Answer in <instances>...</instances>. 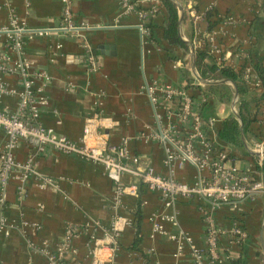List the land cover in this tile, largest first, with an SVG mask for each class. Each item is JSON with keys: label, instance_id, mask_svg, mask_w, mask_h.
<instances>
[{"label": "crops", "instance_id": "obj_1", "mask_svg": "<svg viewBox=\"0 0 264 264\" xmlns=\"http://www.w3.org/2000/svg\"><path fill=\"white\" fill-rule=\"evenodd\" d=\"M176 1L182 9H178V36L187 50L163 38L166 10L160 0L136 1L141 10L155 9L149 27L152 36L151 32L149 36L140 32L136 14H122L118 0H70L73 21L82 27L71 34L59 30L25 37L24 53L40 74L34 86L46 101L40 105L41 122L56 135L81 142L85 120L96 117L95 129L108 145H119L126 139L128 150L138 157L135 165L139 171L150 167L157 174H170L163 162V146L152 134L160 125L163 128L176 120L177 100L158 109V124L142 90L149 81L184 90L196 98L203 93L200 111L204 117L216 118L215 130L224 120L235 117L240 126V144L218 142L228 149L240 169L260 170L258 155L253 151L262 136L260 122H251L243 132L241 119L231 109L235 84L214 81L233 90L229 103L219 102L208 90L211 82L194 81L192 68L195 52L209 49L212 44L216 47L212 53L216 63L220 60L234 70L247 63L253 67V56L258 54L264 66V0ZM7 6L13 10L18 26H61L62 0H0V49L9 53L3 31L10 27L12 19ZM207 10H212L211 19L217 20L210 31L204 17ZM194 14L201 15L200 31L194 25ZM84 42L95 56L97 71L87 67ZM5 81L10 87L20 88L14 74L7 75ZM246 88L252 96L262 91ZM17 102L16 95L0 96V108L14 110ZM249 108L250 116H255L258 106L253 102ZM4 138L0 130V144ZM31 152V147L20 142L14 156L23 162ZM32 161L34 171L23 182L9 179L0 186V214L7 222L0 231V264H48L43 255L32 250L28 240L35 245L46 242L55 251L68 225L79 227L80 233L71 243L75 251L65 255L63 264H196L190 245L179 238L188 235L196 247L205 244L198 199L179 198L166 210L175 215L174 222H164V232L154 233L150 216L163 210L162 201L140 178L130 173L122 175V184H137L138 194L122 193L120 204L115 206L114 184L101 164L55 150L36 155ZM174 176L190 183L195 178V168L185 163ZM43 177H49L51 183L41 186ZM215 220L225 230L238 223L247 232L246 240L232 248L223 238L225 248L219 264H235V260L237 264H264V192L235 208L221 205ZM108 232L114 233L118 245L111 259L108 249L97 248ZM92 248L96 252L92 253Z\"/></svg>", "mask_w": 264, "mask_h": 264}, {"label": "built area", "instance_id": "obj_2", "mask_svg": "<svg viewBox=\"0 0 264 264\" xmlns=\"http://www.w3.org/2000/svg\"><path fill=\"white\" fill-rule=\"evenodd\" d=\"M62 2L61 26L50 28L27 29L18 26L13 10L7 6L12 19L10 27L3 31L6 33L5 46L12 55L0 49V96L16 95L18 102L14 110L0 108V130L5 137L0 144V186H5L9 179L23 182L34 171L33 157L47 150H55L101 164L107 177L114 184V205L118 206L122 193L127 191L133 195L138 194L137 184L127 186L122 184V175L130 173L140 178L141 183L150 191L158 193L162 201L163 210L154 212L150 216L154 233L164 232V222H174L175 215L167 213L166 210L170 209L179 198L198 199L197 208L204 224L205 244L196 247L188 235H183L179 239L190 245L191 256L196 264L221 263L223 260L221 250L225 248L223 238H227V247L232 248L246 240L247 232L238 223H234L228 230L221 228L215 220V212L221 205L235 208L243 201L253 199L264 192V171L240 169L231 160L228 149L222 147L216 137V118L204 117L200 111V106L204 102L201 97L203 93L196 98L184 90L173 89L167 85L159 86L149 81H145L142 90L145 91L158 124L161 120L158 109L166 102L177 100L174 111L176 120L168 122L163 128L160 125L158 131L152 134V138L163 146V162L170 170V174H157L150 167L139 171L135 165L138 157L130 153L126 139H122L119 145H108L103 135L95 129L96 117L85 120L81 142L58 136L46 128L40 118V105L45 104L46 101L40 94V89H35L34 86V81L40 74L33 69V63L24 53V38L48 35L59 30L70 34L77 31L81 25L73 21L70 0H62ZM118 3L122 14L137 15L140 32L149 36L147 22L155 13V9L141 10L133 0H118ZM200 16L194 14L193 20L198 31H200ZM211 39L214 40V37ZM82 47L88 69L97 71L98 65L90 46L84 42ZM208 50L210 53L216 52V47L212 44ZM217 64H221L220 60ZM235 70L240 72V78L247 87L253 90L262 89L261 81L251 64H244ZM9 74L16 75L20 80L19 89L7 85L5 78ZM197 76L199 74L194 72L193 79L199 84ZM236 107L237 104L232 105L233 113L238 112ZM257 111L262 136L255 142L253 151L258 155L257 166L261 168L264 157V99L260 101ZM20 142L26 143L32 149V154L23 162L16 160L14 156V150ZM185 163L195 168V178L190 183L179 181L174 176L175 171L181 169ZM40 183L41 186H45L51 183V179L40 178ZM6 224L5 217L0 214V231ZM34 226L38 228L37 225ZM98 227L97 225L96 228ZM79 233V227L68 225L55 251L51 250L46 242L35 245L28 240V243L32 250L46 258L48 264H63L65 255L75 251L71 243ZM171 237L175 238L173 235ZM91 238L96 241L93 235ZM97 248L108 249V258L111 259L118 248L114 233H106L104 241ZM91 252H96L95 248H92Z\"/></svg>", "mask_w": 264, "mask_h": 264}, {"label": "trees", "instance_id": "obj_3", "mask_svg": "<svg viewBox=\"0 0 264 264\" xmlns=\"http://www.w3.org/2000/svg\"><path fill=\"white\" fill-rule=\"evenodd\" d=\"M137 1V0H133ZM166 10V20L163 27V38L166 42L170 45H177L185 50L188 49V46L180 40L178 36V22H179V15H178V8L176 4L171 0H160ZM214 16L212 10H207L204 12V17L206 18V29L208 31L212 30L217 23V20L211 19ZM148 27L151 28L150 19L147 23ZM151 36L152 31L150 29ZM254 63L253 68L259 77L262 85V91L259 96H252L249 94L245 84H243L242 80L240 79V72L234 70L228 65L220 64L218 65L212 53L208 49L205 50H198L195 52V67L198 71L200 77L205 81H211L208 84V90L215 96V98L219 102L229 103L233 96V90L225 84L214 83V81L220 79H226L232 81L237 86L238 96L239 99L237 101L238 104V116L242 121V129L243 132L246 131L248 125L253 122L257 121L258 119V112L255 111V116H250L249 114V106L253 102L256 104V107L259 106V103L262 99H264V66H263V59L258 55L254 54ZM239 122L235 117H231L230 119H226L221 122V126L216 130V137L219 140H222L226 143L230 144H240V129H239ZM261 171H264V157L262 160V166L260 168ZM139 213V210L137 211ZM235 264L238 261H234Z\"/></svg>", "mask_w": 264, "mask_h": 264}, {"label": "water", "instance_id": "obj_4", "mask_svg": "<svg viewBox=\"0 0 264 264\" xmlns=\"http://www.w3.org/2000/svg\"><path fill=\"white\" fill-rule=\"evenodd\" d=\"M171 1H173L174 3H176V5H177L179 11L182 12V9H181L180 5L177 3V1H176V0H171ZM180 23H181V20L179 21V24H180ZM192 56H194V51H193V50H192ZM193 59H194V57H193ZM192 69H193V71H194L195 73H197L196 70H195L194 60H193V68H192ZM197 78H198V81L203 82V83H209V82H211V81H205V80H203L200 76H197ZM223 81H229V80L222 79L221 82H223ZM218 82H220V80H219ZM230 82H232V81H230ZM232 83H234V82H232ZM234 84H235V83H234ZM235 86H236V84H235ZM237 95H238V91H237V86H236L235 93H234V98H235V99H234V101L232 102V104L235 103V100L237 101ZM238 119H240V118L238 117ZM263 249H264V247H263Z\"/></svg>", "mask_w": 264, "mask_h": 264}, {"label": "rangeland", "instance_id": "obj_5", "mask_svg": "<svg viewBox=\"0 0 264 264\" xmlns=\"http://www.w3.org/2000/svg\"><path fill=\"white\" fill-rule=\"evenodd\" d=\"M237 102V101H236ZM235 106H236V103H235ZM237 108V107H236ZM232 109V108H231Z\"/></svg>", "mask_w": 264, "mask_h": 264}]
</instances>
